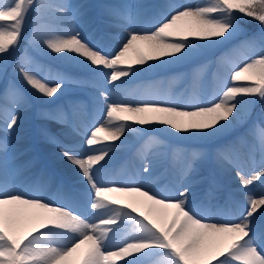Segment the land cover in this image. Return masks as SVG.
Here are the masks:
<instances>
[{
    "label": "snow or ice",
    "instance_id": "obj_1",
    "mask_svg": "<svg viewBox=\"0 0 264 264\" xmlns=\"http://www.w3.org/2000/svg\"><path fill=\"white\" fill-rule=\"evenodd\" d=\"M87 8L68 0H0V76L11 61L21 82L9 81L0 92V264H264V193L256 198L247 191L255 182L264 185V108L249 129L254 144L246 135L217 143L264 104V0L101 5L100 23L116 31L100 39L84 34L91 22ZM247 20L259 31L244 33ZM212 49L223 51L210 84L205 62L193 68L180 95L128 87L144 73ZM33 50L91 76L84 81L53 70ZM70 83L98 93L100 104L88 123L76 119L81 102L56 104ZM30 96L56 104L37 115L60 127L53 132L42 126L40 136L74 166L70 190L43 171L21 180L26 165L15 161L22 153L8 151ZM157 133L167 141L215 146L189 149ZM129 136L140 141L139 164L128 175L114 173L109 162ZM241 145L259 171L245 173ZM164 161L172 178L161 187ZM209 161L236 169L242 202L230 197L213 204L214 180L205 196L197 194L192 177Z\"/></svg>",
    "mask_w": 264,
    "mask_h": 264
},
{
    "label": "rangeland",
    "instance_id": "obj_2",
    "mask_svg": "<svg viewBox=\"0 0 264 264\" xmlns=\"http://www.w3.org/2000/svg\"><path fill=\"white\" fill-rule=\"evenodd\" d=\"M5 2H8V0H5ZM68 2L71 3L72 5H87L88 6L87 10L90 14L88 19H90L91 22H90L89 26L84 28V34L86 36H89L90 38L100 39L102 36H104V34L106 32H109V31L115 32L116 31V29H105L103 27V25L100 23L99 13L101 10V8H100L101 5L130 4L133 6H135V5L153 6V5L160 4L162 2V0H134V1L133 0H68ZM192 2H195V0H192ZM31 20H32V14L30 13L29 14V25L26 26V28H25V37L29 36ZM242 28L244 29V33L251 35V34L259 31V24L256 22H254L252 24V23H250L249 20H247L246 22H242ZM240 39H243V35H241L240 37L237 38V40H240ZM235 42L236 41H234V43ZM25 47H26V43H22L21 44V54L24 53ZM219 50H221V49L208 50L203 55H200V57L202 59H204V61H206L207 63L210 64L208 71L204 74V81L208 84H210V82H211L212 72H213L212 66L214 65V61L221 54V52H220L217 55V52ZM33 53H36V54H40V53L36 52L35 50H33L31 52V55L37 60V58L33 55ZM52 55L54 56L55 54H52ZM212 57H216V58L214 60H212ZM39 58L41 60H44L46 63H48L50 65H57V62H55L56 59H52V58L45 56V55H42V54L39 56ZM57 61H59V64H61V65L64 64L63 66L68 67L67 71H66V69L56 68L54 66H48V67H50L53 70H59L62 72H66L69 75H71L72 77L77 78V79H81L84 81H87L91 76L90 73H89L90 74L89 77L81 76L78 73L83 72V71L76 69V68L72 67L71 65L65 64L64 62H62L60 60H57ZM40 63H42V62H40ZM42 64H44V63H42ZM9 67H10L9 75H14L13 70H12V66H11V61H10ZM177 68L178 67H172L171 69L168 70V72H166L165 74H162V75L159 74L158 70L155 72L144 73L140 77L136 78L133 81V83L131 85H129L128 87H129V89L153 87V88L160 89L162 91L171 92L172 94H175V95H180L188 88L190 76H191L193 69L189 68L186 70L185 69L177 70ZM83 73H87V72H83ZM9 75L6 74L5 77H4V75L0 76V79L1 78L3 79V77H4V80H3L4 82L1 83V85H0V92H3V90L5 89V85H6V87L8 86V83L10 80ZM16 78L18 79V81L20 83L18 76ZM10 81H13V80H10ZM103 86L106 87L109 90V92L111 91V88L109 85H103ZM79 94H81V96ZM82 94H85L86 96H84ZM78 95L80 97H77ZM60 97L62 98L64 105H67L69 102H73V101L81 102L82 108L80 109L79 114L83 115L82 121H86L87 117L89 115L93 116L94 109L100 104V101L98 99V93L96 92V89L94 87L81 86V85H78L75 83L66 84L64 87L63 93H62V95H60ZM115 98H116L115 96H111L110 100L115 99ZM59 100L56 101V104H62V102ZM30 104H31V102H30ZM56 104H52V105L55 107ZM54 107H52V108H54ZM261 108H264V104L256 105V107L252 109L251 118L248 119V121L246 123H244L242 125H238L227 136L221 137L219 139V142L224 143L227 139H230L229 138L230 135L237 133L239 130H242L243 133L241 135H246V138H247V141L249 142V144H254L255 139H254L253 135L249 134V129L252 126L253 122H255L257 120ZM37 111H34L32 115L34 116L35 114H37ZM26 114H31V111L29 108L26 111L21 113L22 123L20 126L24 125V122L26 121V119H25ZM84 118H85V120H84ZM76 119L79 122L78 116ZM88 119L91 121L92 117H88ZM39 121L43 124H48V125L50 124V122H52V121L49 122L46 120H39ZM20 134H21L20 131L15 132L14 134H12L13 135L12 138H14V140L17 139L19 141L27 140L25 143L22 142V144L23 143H24V145L28 144L29 140H30L29 137L22 138V139H20V137L17 138ZM156 135L159 136L160 134L157 133ZM238 135L239 134L235 135L234 137H236ZM160 138L162 139L161 136H160ZM77 139H79V137H77ZM195 142H200V141H195ZM139 143H140L139 140L135 136H129L128 144L126 145V147L123 150L116 152L113 155V158L109 162V165H108L109 169L114 168V170L112 172L119 173L121 175L130 174L134 170V166L139 164V160L137 159V157L135 155L136 148L138 147ZM239 147H240L241 152L243 153V155L241 157V162H242V166H243L245 173L250 174L252 171H259V167L258 166L254 167L252 159L247 155L248 147L243 146V145H241ZM194 148H208V147H194ZM55 151L58 154L56 148H55ZM9 152L12 153L13 150H11ZM34 152H35V149L33 150V153ZM19 153H22V154L19 156V159L15 161V163L21 162L22 160H27V158H29V156L31 155V149L28 147H25L22 150H20ZM47 153H48L49 158L54 163V165H56V163H55L57 161L56 158L59 157V154L52 157L50 152H47ZM259 159H260V154L257 151L255 153V160L257 162V165H258ZM27 161H29V160H27ZM27 161L25 163H21V165H26V167L23 169V174L20 177L21 180L35 179L41 173V169L44 168L38 162L27 163ZM16 164H20V163H16ZM45 174L47 175L46 171H45ZM158 174H160V179L157 181L158 185L161 187L166 186L168 183V180L172 178L171 167H170V164L168 161L163 162L162 167L160 169H158ZM49 177H51L53 179L54 184L60 183L59 179L57 178L58 177L57 175L52 174ZM69 177H74V176L70 175ZM217 177H221L224 180V182H225L224 186L225 187H222L219 185V183L217 181ZM192 179H194L196 181V183L194 184V187L196 189L197 194L201 197L205 196L206 193L208 192L209 180L215 181V188H214V192H213L214 199L212 200L213 204L220 203L221 205H224L226 203V201L229 200L230 197L236 201L242 202L244 200V192L242 191L240 182L237 179L236 169L231 167V166H225L224 169H221L220 167H218L215 164L214 161H209L208 163H205L204 165L200 166L199 176L192 177ZM247 191H250L253 194V196H255L256 198H259L261 193H264V185H262L260 182H255L253 185H250L248 187Z\"/></svg>",
    "mask_w": 264,
    "mask_h": 264
},
{
    "label": "bare ground",
    "instance_id": "obj_3",
    "mask_svg": "<svg viewBox=\"0 0 264 264\" xmlns=\"http://www.w3.org/2000/svg\"><path fill=\"white\" fill-rule=\"evenodd\" d=\"M52 149H53L52 146H48L49 151ZM57 166L61 169L62 173L74 172V166L71 165L67 160H64L62 158L59 159V163H57Z\"/></svg>",
    "mask_w": 264,
    "mask_h": 264
}]
</instances>
